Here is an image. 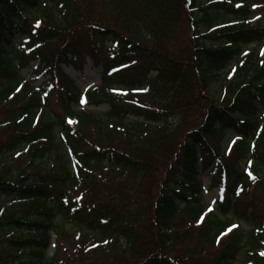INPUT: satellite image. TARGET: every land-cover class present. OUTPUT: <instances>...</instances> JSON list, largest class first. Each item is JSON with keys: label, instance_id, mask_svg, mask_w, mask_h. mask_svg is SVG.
Segmentation results:
<instances>
[{"label": "trees", "instance_id": "1", "mask_svg": "<svg viewBox=\"0 0 264 264\" xmlns=\"http://www.w3.org/2000/svg\"><path fill=\"white\" fill-rule=\"evenodd\" d=\"M246 1L0 0V264H264V30ZM85 58L101 73L82 93L62 66ZM182 105L205 113L180 136Z\"/></svg>", "mask_w": 264, "mask_h": 264}, {"label": "rangeland", "instance_id": "2", "mask_svg": "<svg viewBox=\"0 0 264 264\" xmlns=\"http://www.w3.org/2000/svg\"><path fill=\"white\" fill-rule=\"evenodd\" d=\"M202 3H207L208 0H199ZM248 9H249V17H248V21L246 23L249 24L250 27H256V28H261L264 30V0H247L246 1ZM96 4V3H95ZM110 8V7H109ZM110 10V9H108ZM112 12V11H109ZM201 32H203V30L201 29ZM204 35H206V33H204ZM144 46L148 47L151 49V51L153 52V54H156L157 56L161 57L162 56H171V57H175L176 55H179V52H175V48L173 49L172 47L169 46L168 43H166V41H155L152 42L150 40L148 41H143L141 40ZM96 41H93V44H95ZM88 42H86L87 44ZM81 46V45H80ZM86 46V45H85ZM85 46H81L79 49L83 50L82 47ZM255 46V44H250L247 46V49H251ZM110 47V44L105 42L100 44V42H96L95 44V49L97 50V57L100 58L103 53L106 51V49H108ZM263 50L260 49V55L262 54ZM81 54V53H80ZM179 57H175L173 58L174 60H178ZM180 59V58H179ZM182 60V59H181ZM79 63L81 65H79ZM78 64L75 63V65H71V66H65L62 68L63 72L68 75L75 83V85L77 86V88L84 93L85 91L92 89L96 86L99 85L100 83V73H101V67L100 66H94L92 64V62L90 61V59L85 58L82 63L79 61ZM189 66V64H187ZM37 66V62H32L30 64H28L25 68L21 69L19 71V76L24 79L25 81H29L32 78L33 75V71L35 70ZM187 66V67H188ZM43 80H40L38 82H36V84L34 85L35 87L38 86ZM223 92V91H222ZM128 95V93H123V95ZM208 96L212 99V100H217V102L220 101V94H221V85L218 82V80H216L215 78L210 80L209 83V88L207 91ZM204 103V104H203ZM202 104L203 105H207V99H206V103L205 100ZM191 106V103H190ZM190 106L187 105H182L181 109H179L180 113L182 114V116L184 117L182 119V123H183V127H182V131L179 134L180 136L183 135V128L184 124H193L198 122L201 118L202 113H205L203 111H197V112H193V109L195 106H192L190 108ZM202 106V105H201ZM196 107H199L198 105ZM58 110V108H57ZM83 110L86 111H95V112H106L108 110V107L103 105L100 106L98 108H94V107H84ZM184 121H186V123H184ZM231 142H233V137L229 138L228 140V146L231 144ZM24 163V159L23 158H18L14 161V164L16 166H21ZM47 169H49V167H44V166H39L37 168V172H45L47 171ZM249 173H253L252 171H250ZM261 176L264 177V172L261 173ZM199 182L201 183L204 191L202 193V202L209 205L210 208H213L215 206V202L216 199L218 197V189L214 188V189H209V179L206 177L205 174H200L199 177ZM258 199L261 198L263 205H264V190L262 189H258L257 193H256ZM179 227V230H176L174 228L173 230V234L174 235H179L184 237L185 233H189L188 235L192 236L193 233H191L192 228H193V224L191 223H185L183 220H176L175 223V227ZM242 227L244 229H247V226L245 224H242ZM188 239V241H186ZM191 242V238H183V246L187 243ZM218 244V243H217ZM212 246V247H206L205 249L201 250L200 256L203 258H207L210 255H213L215 253V251L220 247V243L218 245ZM190 248V247H189ZM54 252V238L52 236V240H51V246L48 248V250L45 253V257L49 258L53 255ZM181 254V253H180ZM179 258H183L184 261L180 260L182 262V264H198L196 262V258H194V260L192 261H188L186 258L182 257V254L179 255ZM88 259L84 260V263L87 262ZM97 262H87L86 264H96ZM200 263V262H199Z\"/></svg>", "mask_w": 264, "mask_h": 264}, {"label": "bare ground", "instance_id": "3", "mask_svg": "<svg viewBox=\"0 0 264 264\" xmlns=\"http://www.w3.org/2000/svg\"><path fill=\"white\" fill-rule=\"evenodd\" d=\"M201 184V183H200Z\"/></svg>", "mask_w": 264, "mask_h": 264}]
</instances>
